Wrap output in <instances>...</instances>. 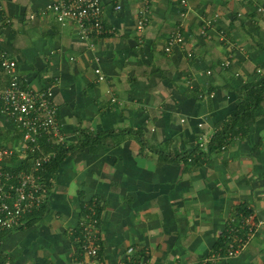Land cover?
<instances>
[{"label":"crops","instance_id":"obj_1","mask_svg":"<svg viewBox=\"0 0 264 264\" xmlns=\"http://www.w3.org/2000/svg\"><path fill=\"white\" fill-rule=\"evenodd\" d=\"M51 1L0 0V48L16 59L22 85L52 92L71 148L47 186L45 215L1 236L12 264H23L14 260L19 242L21 252L45 251L37 264L90 259L77 229L83 206L96 204L100 264H121L130 246L151 264H199L237 231L243 208L256 232L218 264H264V100L247 135L208 148L242 86L264 76V0H151L141 33L140 0H104L116 30L90 39L60 22ZM176 30L184 40L166 50ZM0 137L15 148L1 161L13 170L27 160L23 131L1 110ZM196 147L198 161L179 157Z\"/></svg>","mask_w":264,"mask_h":264},{"label":"built area","instance_id":"obj_2","mask_svg":"<svg viewBox=\"0 0 264 264\" xmlns=\"http://www.w3.org/2000/svg\"><path fill=\"white\" fill-rule=\"evenodd\" d=\"M186 4L187 0H181ZM137 10L136 30L141 33L149 22L151 0H140ZM104 0H52L48 4L60 22H72L76 25L81 37L90 39L101 37L115 32L114 26L105 22ZM116 8L121 3L116 1ZM258 10L264 15V5ZM206 31V27H204ZM184 40L181 30L174 31L167 40L166 50H171L176 44ZM226 61L225 64H229ZM98 78L103 80L104 73L100 67L95 68ZM0 73L7 76L6 83L0 85V110L13 118L23 131V154L27 158L30 152L32 157L30 168L19 171L5 168L1 161L11 156L15 148L4 144L0 137V234L13 229L23 223L26 213L40 207L45 202L46 181L44 171L46 164L54 156L55 150L43 151L42 140L55 144L65 143V136L61 131L58 119V105L49 89L26 87L21 84L17 69V61L0 48ZM204 146V142L200 143ZM90 212L83 218L77 238L81 245V254L89 257L77 258L73 264H100V242L98 240L95 209L90 206ZM250 222V214L244 213L242 223L234 232L231 228L230 239L224 246H219L208 253L199 264H218L227 256H234L243 250L256 232V227ZM243 228L245 230H243ZM0 237V244H1ZM147 250L137 251L133 246L126 250L121 264H151ZM0 264H12L9 257L0 246Z\"/></svg>","mask_w":264,"mask_h":264},{"label":"trees","instance_id":"obj_3","mask_svg":"<svg viewBox=\"0 0 264 264\" xmlns=\"http://www.w3.org/2000/svg\"><path fill=\"white\" fill-rule=\"evenodd\" d=\"M264 49V48H263ZM241 99L236 107H234L231 112L229 113V116L224 119L219 124V128L214 132L213 136L210 139V142L208 144L209 149H216L221 148L223 145L229 140L234 137L247 135L249 132L250 127L254 124V121L256 119V109L261 104V102L264 100V76L263 78L252 81L248 80L241 88ZM89 137L83 141V144H86L89 142ZM45 140H42L43 145V151H50L55 150V155L52 156L51 160L46 164V169L44 171V178L46 181V188L45 193L47 190V186L50 183L52 176H54L56 169L62 160V158L67 154V152L71 151V148L65 147V145H59L55 144L53 142H44ZM199 146V145H198ZM200 147V146H199ZM199 147L194 148L193 151L185 152L183 155H179V157H182L184 160L191 158L193 161H198V158L201 157L203 154V150H201ZM192 152H196V154L192 155ZM35 155V153L30 152L27 160L22 162L19 166L13 168V165L6 166L8 168H12L15 171H19L21 169H28L31 166L32 163V157ZM49 181V182H48ZM93 201L90 200L88 204H91ZM45 203V202H44ZM42 204L40 207L35 208L33 211H30L26 213L23 217V224L19 226L23 227L26 225H32L35 222L39 221L43 215H45L46 212V206L45 204ZM85 204V202H84ZM83 204V205H84ZM84 207V213H89L90 210L86 206ZM97 211L100 209L99 204H96L94 206ZM241 212L249 213L247 209H242ZM86 214V215H87ZM95 216H98V213L95 211ZM13 229L5 231L3 234H0V237L3 236L5 233L11 231ZM81 227L77 229L78 234L80 233ZM226 235H221V240L225 239Z\"/></svg>","mask_w":264,"mask_h":264},{"label":"rangeland","instance_id":"obj_4","mask_svg":"<svg viewBox=\"0 0 264 264\" xmlns=\"http://www.w3.org/2000/svg\"><path fill=\"white\" fill-rule=\"evenodd\" d=\"M243 230H245V229L243 228ZM11 234H12L11 237L13 238V233H11ZM18 236L19 235L16 234L15 235V238H17ZM18 240H19V238H18ZM6 241H9L10 243L11 242H14L13 239H9V236L6 237ZM24 242H26V238L24 239ZM24 245H25V243L23 244L22 242H19L18 246L16 247L19 251L14 253V260L15 261H22L23 264H37V262L39 261L38 257L41 258L42 256L43 257L46 256V253H45L44 250H41V252L35 251V252H32V253H30V252L29 253H27V252H21L22 249H25L26 248V247H24ZM13 246H16V244L13 245ZM29 248H31V247H29ZM49 249H53V247L52 248H49ZM24 251H26V250H24ZM53 251H54V249L53 250H49V253L47 254V258H50L52 261H54L53 260L54 259V255H53L54 252ZM11 254L13 255V247L11 248ZM54 264H56L55 261H54Z\"/></svg>","mask_w":264,"mask_h":264},{"label":"water","instance_id":"obj_5","mask_svg":"<svg viewBox=\"0 0 264 264\" xmlns=\"http://www.w3.org/2000/svg\"><path fill=\"white\" fill-rule=\"evenodd\" d=\"M67 264H73V263H67Z\"/></svg>","mask_w":264,"mask_h":264}]
</instances>
